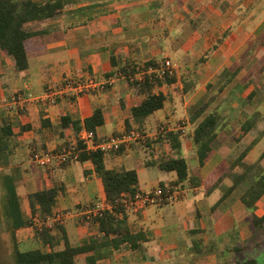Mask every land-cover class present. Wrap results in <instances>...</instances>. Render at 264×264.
<instances>
[{"label":"crops","instance_id":"crops-1","mask_svg":"<svg viewBox=\"0 0 264 264\" xmlns=\"http://www.w3.org/2000/svg\"><path fill=\"white\" fill-rule=\"evenodd\" d=\"M44 27L47 33L30 42L25 70H18L14 58L0 49V114L4 112L1 117L12 132V136L3 140L4 151L19 168L22 166V170L16 168L14 173L18 195L25 193L30 197L38 191L56 190L52 216L47 219L49 226L56 224L52 220L55 213H73L65 219L61 230L52 229L51 235L56 239L53 248L39 239L37 248L48 252L62 250L65 242L73 247L87 244L92 250L88 254H100L97 264H242L247 259L264 264V240H252L251 230L252 213L257 217L264 215V194L252 211L241 201L243 185L222 199L232 184L228 183L231 175L243 170L240 164L234 168L231 164L247 147H251V153L255 151L260 139L253 138L233 159L229 151L232 144H213L212 156L199 166L192 138L195 123L190 122L189 137L184 139L185 133L181 136L180 155L186 159L190 172L200 178L201 185L194 188L179 185L182 191L178 200L166 205H127L129 228L146 237L137 249L128 245L113 249L110 239H102L95 224L83 222L82 213L86 209L106 203L102 181L90 161L41 168L32 160L35 152L54 151L66 143H76L84 130V120L96 109L101 110L104 120L95 129L96 141L125 132L126 120L132 129L144 130L167 123L175 113L170 105L176 101V95L168 92L169 87L181 83L182 91L186 85L192 88L190 102L197 98L198 91L208 93V84L215 87L220 74L232 75L233 79L214 99L212 93L206 99L211 102L219 97V101L230 102L226 105L228 109L215 111L221 125L218 132L227 130L234 122L240 128L254 115L259 119L252 130L259 127L263 121L260 108L248 113L240 107L246 102L263 100L258 90H264V0H76ZM149 60H169L176 82L166 86L167 91L165 86L155 89L166 96L164 107L149 115L140 126L133 121L132 108L144 97L123 77L112 74L120 66L142 65ZM108 76L114 82L105 92L76 99L59 97L54 105L36 101L66 78L84 81ZM201 82L202 87L197 90ZM18 95L26 96V102L10 104L12 97ZM237 101L239 104L235 106ZM213 112L205 109L201 116ZM64 116L78 120L81 130L75 133L71 127L63 129L60 121ZM188 118H193V114ZM167 125L162 124L149 135L154 141L147 148L136 143L121 155L107 153L106 168L135 169L141 192L156 190L160 183L165 187L172 185L177 178L175 172L153 165L173 156L169 143L157 142L156 135L164 128L186 130ZM2 127L1 121L0 137ZM262 131L264 128L261 134ZM218 137L219 134L216 140ZM9 141L14 151L7 150ZM189 154L194 158V168L190 166ZM243 162L248 164L245 159ZM259 165L264 168V159H260ZM32 219L39 226L37 217ZM85 255H80L79 260Z\"/></svg>","mask_w":264,"mask_h":264},{"label":"trees","instance_id":"trees-1","mask_svg":"<svg viewBox=\"0 0 264 264\" xmlns=\"http://www.w3.org/2000/svg\"><path fill=\"white\" fill-rule=\"evenodd\" d=\"M76 0H0V49L7 55L12 56L18 70H25L28 66L27 52L30 42L34 38L43 36L47 33L44 25L49 22L55 15L62 13L65 6L74 3ZM113 61V59H112ZM140 75V78L137 76ZM112 76L123 77L127 84L139 95L144 98L134 108H132V118L135 123L142 125L143 121L155 111L164 107L166 96L155 92L156 88L170 86L176 82V75L169 74L163 69V62L149 60L142 65L126 64L117 68ZM218 84L214 87L211 84L206 86L208 94L212 93V98L233 79V76L220 74ZM189 86H185L188 91ZM253 95L250 94V97ZM205 100V99H204ZM200 101L199 105L193 110V118L203 114V108L208 106L210 101ZM258 115L251 116L240 127L242 135L249 133L255 126ZM3 122L2 136L3 140L12 136L11 128L1 117ZM103 116L100 109H96L93 114L83 122V128L95 133V129L103 124ZM126 132L131 130L129 121H125ZM60 126L64 129L71 127L75 133L81 130L80 122L73 120L69 116L61 118ZM220 119L215 113H209L203 116L202 120L196 124L192 138L197 147L198 165L203 166L207 163L214 151V141L216 140L220 128ZM142 129L141 127H138ZM264 134V131H262ZM181 130H168L164 128L162 133L156 135L157 142L167 141L173 151V156L162 159L153 165L166 172H175L176 180L170 186H189L199 187L200 178L192 174L188 168L186 159L180 155L181 150ZM71 143L64 144L70 147ZM61 147L57 148L59 151ZM247 147L239 157L231 164L234 168L237 164L242 167V172L231 175V186L227 188V193L222 199L229 195L236 187L243 185L244 192L241 201L246 209L252 211L256 201L264 194V168L259 165L260 159L254 164H246L243 159L250 151ZM77 152L76 162L90 161L95 173L102 181L103 191L106 203L110 209H105L100 215L89 220H84L85 224H95L97 231L102 235V239H110V245L113 249H118L122 245H128L131 249H137L140 243L146 240L142 232H132L127 223L125 209L127 204L124 202L131 201L134 196L140 193L138 177L135 169L125 167L119 169H108L105 165V155L100 150H87L85 145L78 140L75 144ZM124 150L120 149L115 155L123 154ZM4 195L2 197V214L4 216L8 230L13 232L26 226H35L37 239L43 245H51L55 242V237L51 235L53 228L61 230L62 224H53L49 226L47 219L52 216V211L56 202L57 192L54 189L42 190L31 196V218H27L21 206L20 197L17 192V184L14 175L5 174L2 177ZM162 190H165L163 183L159 184ZM36 216L40 226L33 221ZM252 230L264 228V215L257 217L251 215ZM14 241L13 261L14 264H97L100 254L92 252L87 244L81 246H70L65 242L62 250L44 251L40 248L22 251L19 249L17 242ZM85 255L81 260L79 256ZM243 264H259L256 260H246Z\"/></svg>","mask_w":264,"mask_h":264},{"label":"rangeland","instance_id":"rangeland-1","mask_svg":"<svg viewBox=\"0 0 264 264\" xmlns=\"http://www.w3.org/2000/svg\"><path fill=\"white\" fill-rule=\"evenodd\" d=\"M35 1H44V0H35ZM186 72V70H184ZM179 74V71L177 72V75ZM187 77L190 76L189 74L186 75ZM166 86L164 87V90L167 91ZM181 83L178 84V86H174V87H169V93H174L176 95V101L174 103H172V105H170L171 107L173 106L174 108V112L173 115L171 114V120L167 123H162L165 126H168L167 124H171L170 127H175V128H184L186 130L184 139L189 137L190 131H189V123H195L194 125L196 126V124H198L201 120H202V116H197L195 118H188L191 114H193V110L195 109V107H197L202 101H206V99H208L210 97V93H200L201 91H198L196 96H197V100L196 99H192L190 102H194L193 105L189 102L191 95H192V88L187 92V91H182L180 89ZM202 87V82L201 84H199V86H196L197 90H199ZM263 88V87H262ZM204 90V89H203ZM202 90V91H203ZM260 93V97L263 98V100L259 101L257 100L256 102H246V105L243 107V105L240 108H243L244 110H246L248 113L252 112V110L254 108L259 107L261 112H262V119L263 121L260 123L259 127H256L254 130H252L250 133H247L245 135H242V132L240 131V128L238 126V124L236 122L233 123V126L228 127L227 130L222 129L221 131L218 132L219 137L218 139L214 142L215 146L218 145H228V144H232V148L229 149V151L231 152L232 155H230V159H233L234 157H236L241 151L244 150V148L251 142V140L253 138L255 139H260V145H258L257 149H255V151H253L251 153V151H249L246 155L245 162H247L248 164H252L253 160H255V157L257 156H263L261 159H264V134H261L260 131L264 128V90L260 89L258 90ZM205 92V90H204ZM217 94V93H216ZM212 95V94H211ZM182 96V98L180 97ZM196 100V101H195ZM220 98L218 97L216 100L212 101L208 106H205L203 108V114H205V109L207 110V112L213 110L215 113V111L217 110H226L228 109L227 106L229 105L230 102H226V101H219ZM200 102V103H199ZM239 101L234 102L235 106H237L239 103ZM227 103V104H226ZM170 104V103H169ZM190 105L191 108H190ZM227 105V106H226ZM254 105V106H253ZM235 106H231L232 108H235ZM171 110V108H170ZM1 111V110H0ZM3 116L4 112H1ZM216 114V113H215ZM175 115V116H174ZM255 116V115H254ZM4 117V116H3ZM257 118L259 119V116H257ZM1 119H0V126H1ZM193 121V122H192ZM161 125H155V127H151L148 128L146 130L144 129H140L138 127H134L133 129L138 131L139 134L141 135V139H139L138 142H134L131 144V147L133 145H135L136 143L142 144L144 147L147 148V144L152 143L154 141L153 137H150V134H154V132H156L157 128L160 127ZM157 126V127H156ZM194 126V128H195ZM187 127V128H186ZM159 128V129H160ZM132 130V128H131ZM194 130V129H193ZM13 138H11L12 140ZM10 140V141H11ZM187 140V139H186ZM263 140V141H262ZM8 143L7 145V150L10 152V149L14 151V149L11 146V143ZM5 143H1L0 144V264H14L13 261V248H14V241L17 242L18 247L20 250L22 251H26L29 249H33V248H37L40 247V244L37 240L36 234H35V226H26L24 227L20 232H13L14 236H12V233L10 230H8L4 216L2 214V209H1V204H2V197L4 195V187L2 184V177L5 174H12L14 175L15 173V169L19 168L18 164H16V162H13V159L11 158L10 155H6L5 154ZM189 157V162H190V166L192 168L194 163L192 159L191 154L188 155ZM15 161V160H14ZM20 170H22V166L21 168H19ZM24 173H23V176ZM228 183H231V180L228 181ZM180 191L181 188H180ZM23 193V192H22ZM181 194V192H180ZM32 196V195H31ZM31 196H27L25 193L19 195L20 200H21V204H22V210L24 215L27 218H31L30 217V207H31ZM179 196L177 197L176 200H178ZM175 200V201H176ZM174 202V201H173ZM172 203V202H171ZM169 204V203H168ZM64 213V212H62ZM54 222V221H53ZM65 222V221H64ZM38 224V223H37ZM40 226V224H38ZM252 230V228H251ZM252 233L254 234V237L252 240H264V228L260 229H255V231L252 230ZM263 234V235H261ZM19 240V243H18ZM21 240H25L22 241ZM24 242V243H23ZM250 260V259H247ZM254 260V259H253ZM246 261V260H245ZM244 261V262H245ZM243 262V263H244ZM242 263V264H243ZM259 263V262H258ZM260 264V263H259Z\"/></svg>","mask_w":264,"mask_h":264},{"label":"built area","instance_id":"built-area-1","mask_svg":"<svg viewBox=\"0 0 264 264\" xmlns=\"http://www.w3.org/2000/svg\"><path fill=\"white\" fill-rule=\"evenodd\" d=\"M163 69L169 74H173V67L169 60L163 62ZM137 77H140L138 75ZM114 82V78L111 76L106 77L103 80H97L94 78H88L84 81L73 78H66L57 86L51 88L48 92L36 98V101L43 104L54 105L56 99L59 97H69L70 99H76L82 95L93 92H105ZM29 98V97H28ZM26 96H14L12 97L10 104H18L26 102ZM5 101V100H4ZM182 134L185 133L181 130ZM96 135L92 131L84 129L78 136V141L85 145L87 150H100L104 153L116 152L120 149L124 151L131 148V144L138 142L141 139V135L138 131L132 129L129 132H123L118 135H112L102 141H96ZM75 144L70 147H61L59 151H40L35 152L32 155L34 163L41 168H48L53 165H63L77 160V152L75 151ZM179 186H167L165 190L158 188L149 192H140L134 196L131 201L124 202L127 205H140V206H162L171 203L177 199L180 195ZM105 209H110L107 203H97L93 207L86 209L83 215V221L89 220L95 216L101 214ZM72 212L66 211L64 213L57 212L53 215L52 220L56 223L63 224L65 219L71 217Z\"/></svg>","mask_w":264,"mask_h":264}]
</instances>
